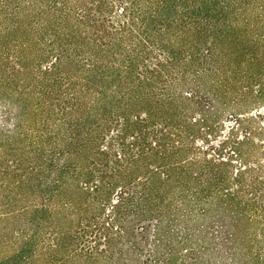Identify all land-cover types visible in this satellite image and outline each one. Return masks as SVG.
I'll return each mask as SVG.
<instances>
[{
	"label": "trees",
	"instance_id": "16d2710c",
	"mask_svg": "<svg viewBox=\"0 0 264 264\" xmlns=\"http://www.w3.org/2000/svg\"><path fill=\"white\" fill-rule=\"evenodd\" d=\"M261 108L264 0H0V264H264Z\"/></svg>",
	"mask_w": 264,
	"mask_h": 264
},
{
	"label": "rangeland",
	"instance_id": "374dc122",
	"mask_svg": "<svg viewBox=\"0 0 264 264\" xmlns=\"http://www.w3.org/2000/svg\"><path fill=\"white\" fill-rule=\"evenodd\" d=\"M253 114L260 115L249 123L251 130L255 132L253 136L247 134V132L243 129H238V125L236 124L235 120L229 117L223 118L218 128L211 131V135H208L205 138L209 139V144L215 146L232 138L248 137L254 138L255 140H264V130H262V127L264 128V108L254 111Z\"/></svg>",
	"mask_w": 264,
	"mask_h": 264
}]
</instances>
